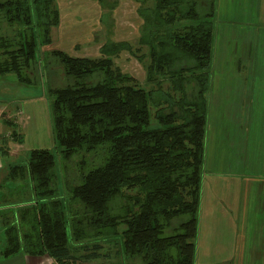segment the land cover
<instances>
[{
  "label": "trees",
  "instance_id": "obj_1",
  "mask_svg": "<svg viewBox=\"0 0 264 264\" xmlns=\"http://www.w3.org/2000/svg\"><path fill=\"white\" fill-rule=\"evenodd\" d=\"M136 1L138 46L108 38L91 57L52 46L56 0H0V76L34 84L51 54L69 80L46 81L59 155L35 147L10 164L7 180L28 176L34 195L19 224L0 216L1 257L87 264L115 240L130 264H195L217 0ZM123 51L149 57L146 86L116 64ZM62 164L73 167L68 197Z\"/></svg>",
  "mask_w": 264,
  "mask_h": 264
},
{
  "label": "crops",
  "instance_id": "obj_2",
  "mask_svg": "<svg viewBox=\"0 0 264 264\" xmlns=\"http://www.w3.org/2000/svg\"><path fill=\"white\" fill-rule=\"evenodd\" d=\"M250 1L258 3V0H222L220 13L225 17L215 24L204 161L208 170L202 181L195 264H213L206 259V253L209 257L223 254L216 262L225 264H264V85H233L235 81L230 79L229 65H226L229 50H240L242 65L239 69L250 77L264 76L261 74L264 72V35L259 8L250 7ZM105 13L108 12L103 10L102 15ZM61 20L62 16L55 26V36L60 43L66 37V33L59 37L57 28ZM251 34L257 40L254 47ZM221 43L224 47L219 50ZM255 70L259 74H255ZM3 87L1 93L8 94L10 86ZM45 89L44 85L46 94ZM37 97L0 101V216H14L7 213L14 206L7 180L10 164L15 162L12 160H16L20 152L36 146L34 138L40 130L38 113L33 116L26 103ZM26 204L20 203L18 207ZM206 236L224 242L216 247L198 245ZM54 261L48 256H32L23 251L10 257L0 256V264H51Z\"/></svg>",
  "mask_w": 264,
  "mask_h": 264
},
{
  "label": "rangeland",
  "instance_id": "obj_3",
  "mask_svg": "<svg viewBox=\"0 0 264 264\" xmlns=\"http://www.w3.org/2000/svg\"><path fill=\"white\" fill-rule=\"evenodd\" d=\"M222 0H217V12L215 16V24L224 18V14L220 13L221 7L220 2ZM61 10V25L57 28L58 33L61 37L62 33H66L65 41L60 43L55 36V29L53 27L51 30L52 36V46L62 48L67 52H70L74 55L80 56H91L98 57L101 55L100 47L101 45L108 40V38L114 40H128L134 46H138V40L141 35L140 27L143 23L142 17L138 13V1L136 0H56ZM259 8L260 23L262 25V33L264 35V0H258L257 4H253L250 1V7ZM103 10L108 13L102 15ZM103 16V17H101ZM239 27L242 26L241 20L238 22ZM256 27H260L259 24H256ZM257 30L259 31V29ZM239 34V33H238ZM247 35V40L248 36ZM216 36V32H215ZM242 37V35H241ZM251 42L254 41L253 47L256 46L257 40L253 34H251ZM216 41V38H215ZM215 44V43H214ZM224 45L219 44V50L223 48ZM239 48L240 44H239ZM230 55H228V60L226 65L230 69V79L235 81L233 85H264V76H247L239 68L242 65V55L240 50L233 52L229 50ZM42 55V54H40ZM43 56V55H42ZM260 56L257 54L255 58L258 60ZM43 58V57H41ZM46 63L48 67H45V76L43 74V67L37 80L34 84H22L18 81L15 73H8L0 76V101L12 99L13 97H25L32 98L37 96H42V98H33L27 101L26 106L34 113H38L40 130L36 132L34 141L36 142L35 147H46L50 148L55 154L59 155V148L56 147L54 134H53V119H52V98L53 95L45 94L44 85L47 88L46 81H51L53 86L64 85L69 82L67 76L64 72V67L60 64L59 60L51 56V54H46ZM149 57L144 58V63L138 60V58L127 52L123 51L119 56L115 58L116 64H118L124 71L131 74L141 85L146 86V68L144 64L149 62ZM44 61V60H43ZM42 63V61H41ZM42 65V64H41ZM256 67L258 62L255 63ZM213 69V66H212ZM40 70V69H39ZM38 70V71H39ZM255 74L257 70L254 71ZM261 74H264L261 73ZM229 80V78H228ZM3 85H9V93H1L4 88ZM49 86V84H48ZM46 90V89H45ZM44 97V98H43ZM20 99V98H19ZM24 113L25 107H24ZM24 119L27 118L25 115ZM49 126V129H48ZM207 146V142H206ZM31 148H27L26 151H22L17 155L15 162H25L28 158V152ZM14 162V163H15ZM62 164L58 167L59 179H58V188L62 194L69 196V187L71 185V178L73 175L72 170L68 169L66 171ZM72 166V165H71ZM62 168V169H60ZM70 168V166L68 167ZM208 170V166L204 165V172ZM61 170V171H60ZM10 171V170H9ZM8 171V173H9ZM8 175V174H7ZM76 176V174H75ZM9 193L10 199L13 201V211L14 216H9L11 223L19 224V214L22 211L21 207H18L20 203L26 202L30 199V195L33 194V182L31 178L26 176L22 180L9 181ZM16 184V185H15ZM31 191V192H30ZM17 205V206H16ZM11 214V213H10ZM4 220L0 218V249L4 248L6 245V238L4 235ZM224 242L223 239L219 240L217 237L215 240L213 238L206 236L202 238L201 244L207 246H222ZM115 243V244H114ZM198 243V238H197ZM105 246L101 249V254L91 259H85L87 264H130L128 257L123 256L119 253V244L115 240H106L103 242ZM70 245L73 246V242L70 236ZM82 250H80V253ZM79 253V252H78ZM215 254L208 256V253L205 254V257L211 263L225 264L224 262H216L220 259V256L223 254ZM125 257V259H124ZM127 259V260H126ZM81 261V260H79ZM65 264H74L72 261Z\"/></svg>",
  "mask_w": 264,
  "mask_h": 264
}]
</instances>
